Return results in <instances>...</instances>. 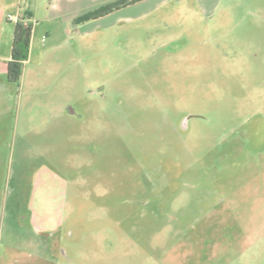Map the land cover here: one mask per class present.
I'll return each instance as SVG.
<instances>
[{"label": "rangeland", "instance_id": "rangeland-1", "mask_svg": "<svg viewBox=\"0 0 264 264\" xmlns=\"http://www.w3.org/2000/svg\"><path fill=\"white\" fill-rule=\"evenodd\" d=\"M112 1L20 2L0 264H264V0Z\"/></svg>", "mask_w": 264, "mask_h": 264}, {"label": "trees", "instance_id": "trees-1", "mask_svg": "<svg viewBox=\"0 0 264 264\" xmlns=\"http://www.w3.org/2000/svg\"><path fill=\"white\" fill-rule=\"evenodd\" d=\"M133 1L116 0L109 2L98 10L92 12L89 17L84 18L88 19L91 16H103L115 9H118L120 6H126ZM26 18L27 23H24L23 19H20L14 24L10 58L6 63V80L11 84H15L17 87L20 86L24 64L28 60L29 48L33 32V24L29 21L28 17Z\"/></svg>", "mask_w": 264, "mask_h": 264}, {"label": "crops", "instance_id": "crops-1", "mask_svg": "<svg viewBox=\"0 0 264 264\" xmlns=\"http://www.w3.org/2000/svg\"><path fill=\"white\" fill-rule=\"evenodd\" d=\"M5 2L6 0H3V1L0 0V81H3V77L4 75H6V63L10 58V52L7 54V52H4V50H2V44H3L2 39H8V31H9V26L5 22L11 21L8 19L7 15H13L16 18L15 20H12L14 24L16 21L20 19H24L26 17H28L29 21L33 23L32 22L33 11L29 8L22 10V8L20 7L21 0H17V5L16 6L15 4L12 5V8L10 10H6ZM7 11H11V12H8L7 14ZM10 30L11 32H13L12 29ZM10 35L11 36L9 39H12L11 38L12 34L10 33ZM32 217H34V215H32Z\"/></svg>", "mask_w": 264, "mask_h": 264}, {"label": "built area", "instance_id": "built-area-1", "mask_svg": "<svg viewBox=\"0 0 264 264\" xmlns=\"http://www.w3.org/2000/svg\"><path fill=\"white\" fill-rule=\"evenodd\" d=\"M8 19H9V20H15L16 18H15L13 15H9V16H8ZM23 21H24V23H27L26 18H24Z\"/></svg>", "mask_w": 264, "mask_h": 264}, {"label": "flooded vegetation", "instance_id": "flooded-vegetation-1", "mask_svg": "<svg viewBox=\"0 0 264 264\" xmlns=\"http://www.w3.org/2000/svg\"><path fill=\"white\" fill-rule=\"evenodd\" d=\"M184 126H185V124H184Z\"/></svg>", "mask_w": 264, "mask_h": 264}]
</instances>
